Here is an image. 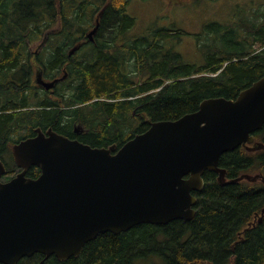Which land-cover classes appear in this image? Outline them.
I'll list each match as a JSON object with an SVG mask.
<instances>
[{"label": "trees", "instance_id": "obj_1", "mask_svg": "<svg viewBox=\"0 0 264 264\" xmlns=\"http://www.w3.org/2000/svg\"><path fill=\"white\" fill-rule=\"evenodd\" d=\"M129 3L0 0V157L8 167L4 179L18 170L12 145L36 134L39 126L73 137L70 128L79 123L91 131L84 135L85 143L121 147L149 129L148 118L178 119L197 111L206 98H237L264 75L262 4L232 22L207 24L210 36L203 32L211 44L204 48L198 42L202 64L185 62L170 45L169 37L180 30L160 28L123 40L124 47L84 45L54 94L35 82L36 65L25 63L28 38L29 46L45 38L48 43L73 44L68 37L84 32L86 22L101 13L96 42L118 44L137 25ZM137 105L139 114L134 115ZM254 134L264 141V126ZM219 165L227 169L228 178L264 173V149L239 146L223 153ZM39 174L40 168L32 167L27 175ZM217 177L206 171L204 189L193 192L197 202L192 219L102 233L85 244L80 256L60 261L53 255L43 264H264V217L258 221L264 208V182L222 185ZM43 258L36 253L17 264H40Z\"/></svg>", "mask_w": 264, "mask_h": 264}, {"label": "water", "instance_id": "obj_2", "mask_svg": "<svg viewBox=\"0 0 264 264\" xmlns=\"http://www.w3.org/2000/svg\"><path fill=\"white\" fill-rule=\"evenodd\" d=\"M96 28L90 33L95 32ZM38 84L51 88L40 73ZM119 149L92 147L52 129L12 145L21 169L7 181L0 157V264H17L36 253L40 264L81 255L86 243L106 232L119 234L142 223L167 224L196 215L206 171L222 185L264 182L263 172L228 178L223 153L244 146L264 149L255 132L264 126V75L237 98H206L197 111L152 121ZM37 166L38 177L27 176ZM264 208L258 218L261 222Z\"/></svg>", "mask_w": 264, "mask_h": 264}, {"label": "rangeland", "instance_id": "obj_3", "mask_svg": "<svg viewBox=\"0 0 264 264\" xmlns=\"http://www.w3.org/2000/svg\"><path fill=\"white\" fill-rule=\"evenodd\" d=\"M262 4L264 0H189L178 4L166 0H130L128 10L137 18L132 30L137 35L160 28L180 30L178 35L169 37L170 45L185 62L202 64L204 55L198 42L201 41L204 48L211 44L207 24L216 20L232 22L240 15L253 13ZM221 43L225 48L222 36Z\"/></svg>", "mask_w": 264, "mask_h": 264}, {"label": "flooded vegetation", "instance_id": "obj_4", "mask_svg": "<svg viewBox=\"0 0 264 264\" xmlns=\"http://www.w3.org/2000/svg\"><path fill=\"white\" fill-rule=\"evenodd\" d=\"M168 3H183L184 1L189 0H166ZM100 16L101 13H97L92 18H90L84 27V32H77L75 36L68 37L69 40L74 41L73 44H55V43H48L44 39L42 42H35L30 44L29 46V38L27 39V59L25 60V63L29 66V64L36 65L35 74L40 69L39 67H42V73L44 77L49 81H55L54 88L52 89H45L51 94L55 93V88H57L63 80L67 79L69 74V67L73 66L75 64V58L74 54L85 46H109V47H124L125 44H123V40L128 39L133 34H137V32H133V28L129 29L126 34L120 39V42L118 44H98L96 42L97 40V33L100 28ZM134 16V15H133ZM95 32L90 36V33L94 30ZM70 31H73L74 29H69ZM58 29H54L52 32H58ZM132 32L133 34H131ZM36 46V47H35ZM92 54V53H91ZM127 63V61H126ZM33 70V71H34ZM48 75V76H47ZM66 75L65 79H62V76ZM35 77V75H34ZM77 80V79H76ZM104 98V97H103ZM109 102H113L112 98H104ZM119 102V101H118ZM138 107L139 105L135 106L133 108V114H139L138 113ZM41 127V126H39ZM42 130L46 133L49 128L54 129L53 127L43 128ZM55 130V129H54ZM57 131V130H55ZM70 132L73 133L75 136L70 137L72 139H79V141L85 143L86 140L83 139L85 134H88L91 131H88L87 128L82 126L79 123H74L73 127L70 128ZM60 133V132H59ZM35 135V134H34ZM65 135V134H64ZM33 136V135H32ZM67 136V135H66ZM82 136V137H81ZM91 136H94L92 133ZM81 137V138H80ZM90 145V144H89ZM110 145H105L103 147H109ZM94 147V146H93ZM119 147H117L118 149ZM32 168V167H31ZM30 169V168H29ZM29 169L27 171V174L29 172Z\"/></svg>", "mask_w": 264, "mask_h": 264}]
</instances>
